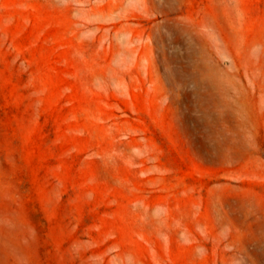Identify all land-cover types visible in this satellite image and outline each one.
I'll return each mask as SVG.
<instances>
[{
	"label": "rangeland",
	"instance_id": "1",
	"mask_svg": "<svg viewBox=\"0 0 264 264\" xmlns=\"http://www.w3.org/2000/svg\"><path fill=\"white\" fill-rule=\"evenodd\" d=\"M0 264H264V0H0Z\"/></svg>",
	"mask_w": 264,
	"mask_h": 264
},
{
	"label": "bare ground",
	"instance_id": "2",
	"mask_svg": "<svg viewBox=\"0 0 264 264\" xmlns=\"http://www.w3.org/2000/svg\"><path fill=\"white\" fill-rule=\"evenodd\" d=\"M202 67H203V69L206 71L208 68V65H207V62L206 61H203L202 63ZM201 66V65H200ZM207 73V72H206Z\"/></svg>",
	"mask_w": 264,
	"mask_h": 264
}]
</instances>
